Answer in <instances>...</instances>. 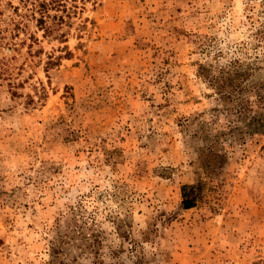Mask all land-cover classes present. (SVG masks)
Here are the masks:
<instances>
[{"label": "rangeland", "instance_id": "rangeland-1", "mask_svg": "<svg viewBox=\"0 0 264 264\" xmlns=\"http://www.w3.org/2000/svg\"><path fill=\"white\" fill-rule=\"evenodd\" d=\"M0 10V264H264V109L199 75L264 83V0L87 2L66 42Z\"/></svg>", "mask_w": 264, "mask_h": 264}, {"label": "trees", "instance_id": "trees-1", "mask_svg": "<svg viewBox=\"0 0 264 264\" xmlns=\"http://www.w3.org/2000/svg\"><path fill=\"white\" fill-rule=\"evenodd\" d=\"M87 2L96 4L98 0H20L22 6L26 9V17L30 16L36 22L37 28L43 31V37H50L60 42L67 41L69 31L67 28L74 25L75 18H80ZM1 15L0 10V46H2L5 39L1 26ZM16 27L19 28L20 26L17 24ZM83 27H86V21L80 20L77 28ZM55 62L52 57L48 61L51 65ZM241 63L240 60H234L220 67H215L212 64H200L199 75L217 92L219 100L228 104L231 103L239 115L245 116L253 109L258 110V108L261 109L260 113L262 114V109H264V83L262 85L260 82L252 83L256 78L255 71L243 69ZM252 84L254 86L249 89ZM249 92L255 93L246 96ZM200 195V185H183V206L185 208L194 207Z\"/></svg>", "mask_w": 264, "mask_h": 264}]
</instances>
